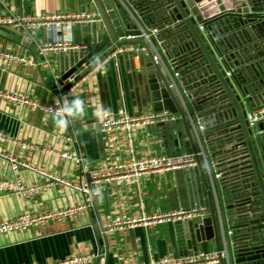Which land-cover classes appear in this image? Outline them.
Masks as SVG:
<instances>
[{
  "label": "crops",
  "instance_id": "crops-1",
  "mask_svg": "<svg viewBox=\"0 0 264 264\" xmlns=\"http://www.w3.org/2000/svg\"><path fill=\"white\" fill-rule=\"evenodd\" d=\"M90 2L0 0V19L22 14L81 11L98 14ZM222 2L226 5L227 1ZM216 9L217 4L211 1L202 7L201 14L205 16ZM121 10L134 23L122 4ZM164 27L168 28L166 25ZM162 29H158L155 34L158 43H162L158 37ZM20 31L28 36L19 38L0 29V51L24 57L35 64L16 60L6 62L0 56V88L16 91L41 104H63L66 99L80 98L85 101V110L77 117L76 128L71 119L66 127L61 128L55 123V115L0 99L1 152L84 185L88 181L89 170L117 162L130 154L148 156L190 150L178 115L173 120L174 124L169 121L107 132L101 129L100 116L104 110L114 111L122 107L128 114L135 116L154 111L150 78L143 60L144 54L138 46L132 45L134 48L129 49L131 45H125L120 51L117 48L63 91L62 86L69 79L60 84L58 81L61 75L72 68L71 64L75 61L72 55L87 50L99 32L103 34L101 21L76 23L67 30ZM51 39L69 40L81 47L42 51L40 45L44 40ZM165 51L169 52V48ZM43 61L46 63L42 64ZM178 66L177 70L182 72L178 79L186 92V104L188 100L193 102L194 98L208 92V83L203 81L206 77L202 72L195 67L188 68L183 64ZM199 118L202 120V117ZM202 122L207 136L211 134L216 139L210 141V146L211 153L218 161L238 152L235 146L238 133L233 130L238 123L236 118L230 116L219 122ZM65 136L73 137L75 142L66 141ZM177 139L181 144L177 143ZM30 146H37L38 150ZM77 156L81 157L79 161ZM232 160L223 161L219 166L223 167ZM236 162L233 161L231 165ZM17 174L24 184L43 180L40 174L27 168H20ZM12 177L8 160L0 156V178ZM248 179L250 183L256 182L252 175ZM89 189L88 196L60 185L36 190L28 195L0 193V220L22 212L41 213L70 207L82 203L87 197L93 203L90 209L60 221H49L27 230L0 234V264H42L78 253H94L91 264H135L162 256H186L198 251L216 250L213 238L193 242L194 238L190 237L193 231H185L183 227L176 229L173 222L148 227L123 224L107 229L104 236L99 228H106L108 221L117 216H139L172 209L196 208L203 211V217L207 216L206 190L196 165L149 174L137 183L123 178L100 179L92 183ZM227 189L235 191L230 193ZM218 197L224 202L228 225L235 222L232 220L234 215L229 214L235 212L228 207L230 204L244 203L247 208L244 213L261 204L256 188L250 190L241 184L235 188L224 187L218 190ZM243 199L245 201L242 202ZM258 212L255 210L251 213L258 216ZM186 234L189 238H186Z\"/></svg>",
  "mask_w": 264,
  "mask_h": 264
},
{
  "label": "water",
  "instance_id": "water-1",
  "mask_svg": "<svg viewBox=\"0 0 264 264\" xmlns=\"http://www.w3.org/2000/svg\"><path fill=\"white\" fill-rule=\"evenodd\" d=\"M211 1L217 4L216 11L205 16L202 15V7ZM226 1V5H224L222 0H171L169 10L174 20L183 21L189 27L212 68L213 78L217 79L228 99V103L221 107L217 106V103L214 105L209 103L201 106V108L188 106L190 113L195 117H202L205 122L209 120L219 122L230 116L236 118L238 123L235 130H238L239 136L240 134L242 136L235 137V146L241 153L242 168L246 169L245 173L242 174L240 183L250 190L256 188V193L261 202L258 208L253 209L251 207L246 213L244 210L247 208L243 204L242 207L240 204L228 206L229 208L238 206V210H235L237 217L243 218V222L231 224V228L234 230L233 234L235 231L238 232L236 238L238 247L233 242L231 249L232 264H264V119L253 126H250L247 120L248 112L254 110L253 99L257 97L259 102L264 101V56L259 51L260 59L247 63L244 69L245 71L248 70V73L238 76L233 73L232 68H229L222 61L223 58L225 60L234 59V53L238 51L235 48L241 47L243 49V44L247 42H254L252 44L254 47L258 44H264V0ZM90 6L96 9L104 32L103 34L99 32L95 39L90 42L87 50L72 55L75 59L71 64L72 68L62 74L58 81L62 84V81L69 79L67 84L62 86L63 91L117 48L125 45L138 46L144 54L143 60L150 78L154 111L168 110L178 115L190 145L189 151L181 150L180 153H196L197 145L185 107L171 85L164 66L154 59L153 47L149 40L143 36L140 27L124 15L121 4L117 0H91ZM214 18L224 27L218 29L219 36L217 38L224 42L227 50H229L224 57L222 52L214 53L199 33L198 25L204 27L205 20ZM225 24L226 26H224ZM0 29L19 38L28 36L7 25H0ZM215 34L217 35V32L212 33V37H215ZM218 58L221 62L218 61ZM234 64L238 65L236 61ZM71 121L73 127L76 128L77 117L72 118ZM171 124H174V121H171ZM177 143L181 144V141L177 139ZM196 166L201 173L206 190L208 206L205 210L208 215L184 221L177 220L173 223L176 229L183 227L186 229L185 231L187 229L193 231L194 234L190 235L192 239L194 238L193 242L213 238L215 249L220 253L222 244L213 195L207 183L203 162L199 156H196ZM247 169H250L249 172ZM251 175L256 179V182H249L248 176ZM255 210L259 211L258 216L256 213H251ZM249 218L252 220L248 221ZM248 224H253V226L247 227L244 233L239 232L238 228L248 226ZM99 228L104 236L107 228L103 226ZM186 236L189 238L187 234ZM218 264H225L220 256Z\"/></svg>",
  "mask_w": 264,
  "mask_h": 264
},
{
  "label": "built area",
  "instance_id": "built-area-1",
  "mask_svg": "<svg viewBox=\"0 0 264 264\" xmlns=\"http://www.w3.org/2000/svg\"><path fill=\"white\" fill-rule=\"evenodd\" d=\"M119 2L128 10L134 22L140 27L143 36L149 40L154 50V59L160 62L171 81V85L176 90L185 110L193 131L194 139L197 145L196 153H174V154H159L148 156H136L130 154L127 157L118 160L117 162L103 164L100 167L88 171V181L83 185L68 178L55 175L51 172L36 168L26 161L16 159L12 154H6L0 151V156L7 159L13 177L10 179L0 178V193H16L19 195H28L36 190L46 189L51 186L60 185L67 188L82 192L85 196L89 195V186L100 179H130L132 182L139 180L149 174L166 172L174 169L192 167L196 165V156H199L203 162L207 183L213 195L215 202V211L219 223V232L221 237L222 249L220 253L214 251H198L194 254L186 256H162L148 261H140L135 264H218L219 256L224 260L225 264H232L231 249L233 246L234 230L231 225H228L227 217L224 214V202L219 200L218 190H221L228 183L229 187H238L239 179L236 173L230 172L232 162L240 159L241 153L238 149L232 157H226L223 161H229L227 165L220 167L218 158L211 153L209 137L206 134V128L199 117H195L190 113L186 104V92L178 82L179 72L169 65L165 60V50L161 48L160 43L153 41L158 29H147L131 12L129 7L123 0ZM99 20L98 14L93 11L67 12V13H47L41 15H18L0 19V25H7L11 28L22 31H37V30H55L69 29L76 23H90ZM200 29L204 27L199 26ZM81 46L72 44L69 40L51 39L44 40L40 45L42 51L45 50H68L80 48ZM133 49L131 45L128 47ZM140 49V48H139ZM122 50L119 47V51ZM0 56L4 61L9 62L16 60L20 62H28L35 64L32 60L17 56L10 52H1ZM46 63L45 61L41 62ZM0 99L7 102L25 106L31 110H42L43 112L55 115L57 112H62L63 104H41L37 100L22 95L16 91H7L0 88ZM176 114L168 111H148L141 115H130L127 111L120 107L117 110H104L100 116V127L103 131L114 130L117 128H135L139 125H151L156 123H165L175 120ZM264 119V106L258 107L247 114V120L250 126H253L258 121ZM66 141L74 143L75 140L71 136H65ZM28 147L27 145H23ZM34 150H38L37 146H30ZM64 155L69 156L68 153ZM77 161L81 157L77 156ZM236 162V163H237ZM20 168L33 170L43 177L41 182L32 184H24L17 172ZM226 182V183H225ZM93 206L90 198H85L82 203L65 207L57 210H51L41 213L22 212L11 218L0 220V234L9 231L27 230L30 227L47 223L49 221H60L66 217L73 216L82 211L88 210ZM198 217H203V211L196 208L191 209H172L167 211H156L150 214H142L139 216L122 217L117 216L108 221L106 228L112 229L114 226L140 224L144 227L155 224L174 222L177 220L184 221ZM95 257L94 253H78L69 255L63 259L47 261L42 264H91Z\"/></svg>",
  "mask_w": 264,
  "mask_h": 264
},
{
  "label": "trees",
  "instance_id": "trees-1",
  "mask_svg": "<svg viewBox=\"0 0 264 264\" xmlns=\"http://www.w3.org/2000/svg\"><path fill=\"white\" fill-rule=\"evenodd\" d=\"M125 4L129 7L131 12L137 17L139 22L147 29L150 28H158L159 30L162 29L165 25L168 28L162 29V34L158 37L162 40L160 43L161 48H169V52L165 51V60L171 65L174 70L178 71L180 64L187 65L188 68L195 67L205 75L204 82L208 83V92L204 95L198 96L194 98L192 101H187V105L189 107H198L201 108L203 105H207L211 103H217V106H224L228 103L227 95L222 91L221 85L217 81V79L213 78V71L211 66L209 65L206 56L204 55L202 49L200 48L199 44L197 43L196 39L194 38L192 32L190 31L187 24L183 21L174 20L169 10V6L171 4V0H123ZM175 22V23H172ZM226 26V24L224 25ZM224 28L223 25L219 24L216 18L208 19L204 22V32H202L199 28V33L204 42H207L209 48L215 53L217 51L227 55L229 50H227L226 45L224 42L220 41L218 38L219 33L218 29ZM226 28V27H225ZM227 29V28H226ZM216 33L215 37H212V33ZM153 41L158 42L156 38L153 37ZM254 42H247L243 44V49L241 47H237L238 51L234 53V59L230 58L225 60L223 58V62L229 68H232L233 73L235 75H245L248 73V70L245 71V65L251 61H256L260 59L259 51L263 53L264 56V44H258L254 47L252 44ZM164 49V50H165ZM234 61L238 63V65L234 64ZM179 75L182 73L178 71ZM180 85V80L178 79ZM253 109L258 108L260 106H264V101L259 102L258 98L253 99ZM233 130L238 133V130ZM225 131V130H224ZM224 133V132H219ZM242 134H240V137ZM210 141H216L213 135L209 134ZM239 137V134H238ZM240 139V138H239ZM235 147V146H234ZM237 161V160H236ZM230 172L236 173L237 178L239 179V184H241L240 179L242 178V174L245 173V168H242V160L240 162L229 166ZM248 170V169H247ZM250 170V169H249ZM248 170V172H249ZM226 183V182H225ZM226 188H230L228 183L225 185ZM228 192L232 193L235 190L227 189ZM245 201V200H243ZM243 205H245L243 203ZM242 207V204H240ZM234 208V209H233ZM231 210H238V206H234ZM233 216L232 220H235L236 223L243 222V218L240 216L237 217V212H232ZM247 220V219H246ZM252 220L249 218L248 221ZM247 221V222H248ZM253 224H248V226H244L239 229V232L244 233L247 227H252ZM243 228V230H242ZM237 230V229H236ZM238 232L235 231L233 235V242L234 245L237 246V234ZM236 236V237H235ZM239 243V242H238ZM238 247V246H237ZM244 257V256H243Z\"/></svg>",
  "mask_w": 264,
  "mask_h": 264
},
{
  "label": "clouds",
  "instance_id": "clouds-1",
  "mask_svg": "<svg viewBox=\"0 0 264 264\" xmlns=\"http://www.w3.org/2000/svg\"><path fill=\"white\" fill-rule=\"evenodd\" d=\"M85 110V101L80 98L65 100L62 112L56 113L55 123L58 127H66L70 119L81 116Z\"/></svg>",
  "mask_w": 264,
  "mask_h": 264
},
{
  "label": "bare ground",
  "instance_id": "bare-ground-1",
  "mask_svg": "<svg viewBox=\"0 0 264 264\" xmlns=\"http://www.w3.org/2000/svg\"><path fill=\"white\" fill-rule=\"evenodd\" d=\"M215 10V9H214ZM210 12V11H209ZM212 12V11H211Z\"/></svg>",
  "mask_w": 264,
  "mask_h": 264
}]
</instances>
